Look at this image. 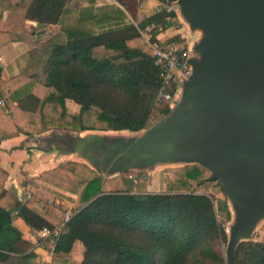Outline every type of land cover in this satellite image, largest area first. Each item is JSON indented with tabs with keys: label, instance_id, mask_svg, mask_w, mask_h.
<instances>
[{
	"label": "trees",
	"instance_id": "trees-1",
	"mask_svg": "<svg viewBox=\"0 0 264 264\" xmlns=\"http://www.w3.org/2000/svg\"><path fill=\"white\" fill-rule=\"evenodd\" d=\"M98 1L0 0V12L9 13L6 22L0 20V47L12 34H25L28 22L60 26L58 37L31 53L27 70L0 76V98L6 101L0 106V141L51 129L138 132L154 111L170 114L171 106L157 102L162 77L151 44L182 42L181 35L157 38L177 23L171 3L139 20L140 0ZM104 27L115 28L100 32ZM149 28L150 42H144L142 32ZM26 89L15 104V94ZM122 175L137 174L129 169ZM8 176L0 167V209L16 212L34 230L56 229L65 220L52 204L70 198L49 186L77 196L55 253L68 255L76 242L85 253L82 262L64 264H264V242L253 239L239 242L229 259L214 198L197 191L213 180L200 164L173 171L165 193H132L105 192L104 174L67 162L43 172L46 186L34 185L25 203L6 188ZM10 253L22 252L16 245L0 250V261Z\"/></svg>",
	"mask_w": 264,
	"mask_h": 264
},
{
	"label": "crops",
	"instance_id": "crops-1",
	"mask_svg": "<svg viewBox=\"0 0 264 264\" xmlns=\"http://www.w3.org/2000/svg\"><path fill=\"white\" fill-rule=\"evenodd\" d=\"M115 0H99L98 5L113 3ZM178 13V17L185 16L183 7L170 0ZM167 0H140L138 8L139 20L151 16L161 7L168 6ZM176 8V9H175ZM8 12H0V20L6 22ZM126 24L117 28H125ZM115 27H104L100 32L108 31ZM27 32L20 36L11 35V41L0 47L1 77L7 79L13 75L27 70L31 65V53L40 48L49 40L60 34L59 25H39L28 22ZM151 29V28H149ZM147 29V30H149ZM113 30V29H112ZM183 29L173 27L161 30L158 39L181 35ZM150 36V35H149ZM148 34L143 35L145 42ZM20 90L14 96L15 104L27 92ZM184 85L180 86L176 93L175 101L169 115L174 120L177 117L190 119L198 113V109L192 106L184 110L185 96L182 92ZM182 91V92H181ZM163 119L161 121H163ZM177 120V119H176ZM160 121V122H161ZM159 122V123H160ZM169 123V122H168ZM153 126L132 132L129 130L104 131L86 129L82 131L51 129L42 133L24 132L18 136L0 141V167L8 172L6 188L15 193L19 201L25 203L30 198L34 185H43L40 176L43 172L53 170L67 162H79L88 165L100 174L106 176L103 191H131L132 193H165L167 191L168 178L172 170L187 164H195L194 161H186L172 158L170 152L166 156L154 159L139 158L136 165L130 168L136 172L135 177H122L129 166L135 160L132 153L134 146L140 139L147 140L152 134ZM110 132L122 133L119 137L110 136ZM142 133V134H141ZM134 134H139L137 137ZM114 137V138H113ZM245 156L252 160L259 171V193L262 202L260 207L251 211L249 218L240 228L236 244L244 240H256L264 242V140L261 145L248 143L244 146ZM135 152V151H134ZM210 177L213 172L210 170ZM141 178H143L141 180ZM217 185L221 188L218 192ZM70 199L57 197L53 200V206L67 211L75 212L77 196L49 186ZM209 192L216 190L215 206L218 221L224 227L228 225L234 232L242 218L251 196V191L246 187L224 185L220 179L208 181L202 186ZM201 192H204L203 190ZM207 192V193H209ZM238 192V193H236ZM74 207V208H73ZM73 209V210H72ZM42 230H34L26 225L16 212L10 214L0 209V250L8 252L16 245L21 249L20 254L10 253L9 257L0 264H64V261L82 262L85 248L81 242H76L68 255L55 253L56 239L53 236L43 238ZM19 237L22 241L19 242ZM232 234H228V246Z\"/></svg>",
	"mask_w": 264,
	"mask_h": 264
},
{
	"label": "water",
	"instance_id": "water-1",
	"mask_svg": "<svg viewBox=\"0 0 264 264\" xmlns=\"http://www.w3.org/2000/svg\"><path fill=\"white\" fill-rule=\"evenodd\" d=\"M173 1L183 7L185 18L208 34L205 60H190L193 74L184 84V110L195 106L198 113L156 124L149 139L134 146L135 160L127 169L139 158L170 152L172 158L211 170L213 180L249 188L252 194L242 218L234 232L230 227V259L241 226L262 204L259 171L246 158L244 146L264 140V0Z\"/></svg>",
	"mask_w": 264,
	"mask_h": 264
},
{
	"label": "built area",
	"instance_id": "built-area-1",
	"mask_svg": "<svg viewBox=\"0 0 264 264\" xmlns=\"http://www.w3.org/2000/svg\"><path fill=\"white\" fill-rule=\"evenodd\" d=\"M145 42H150V39ZM155 56L156 65L161 70L162 85L157 96V102L172 107L179 87L190 81L193 74V64L191 63V47L182 35L181 44L172 42L162 47L158 43L151 44ZM6 101L0 98V106H5ZM52 204V203H51ZM65 220L56 229L44 228L41 231L43 238L53 236L59 238L64 232L66 223L73 217L74 212L67 211ZM225 232L230 234V226L224 227Z\"/></svg>",
	"mask_w": 264,
	"mask_h": 264
},
{
	"label": "rangeland",
	"instance_id": "rangeland-1",
	"mask_svg": "<svg viewBox=\"0 0 264 264\" xmlns=\"http://www.w3.org/2000/svg\"><path fill=\"white\" fill-rule=\"evenodd\" d=\"M169 1L170 0H167L168 3H169ZM172 5H173V3H172ZM170 9L174 10V8H170ZM176 14L178 16L177 12H176ZM175 20L177 23L173 27V30L183 29L182 35H184L186 37V41L189 43V46L191 47V58L196 59L198 62H203L205 60V57H206L205 52L203 50V46L207 41V35H208L207 31L204 29V27L192 23L188 18H185V16L181 17V19H180V17H177V19H175ZM150 31H151V29L143 31L142 35L147 36V34H148V36H149ZM150 38H151V35L149 36L148 39H150ZM143 39H144V37H143ZM182 94H183V96H186L185 86H184V90H183ZM263 112H264V110H263ZM262 114H264V113H262ZM163 118H164V116H162L157 111H154V113L151 116V120H150L149 125L154 127ZM85 120H86L87 124L91 123V117L87 116L85 118ZM121 134L122 133H116V134L111 135V136L119 137ZM138 135L139 134H134L133 136L137 137ZM183 167H184V165L182 167H177L176 169H173L172 172L175 170H180ZM122 177H124V176L122 175ZM216 187H217L218 192H220L221 188L219 187V185H217ZM202 190L204 192H201ZM197 191H198V193H205V194L211 195L214 198V201L216 200V196H217V194H215L216 190H214L213 192H209L208 189H203L202 187H200ZM207 192H209V193H207ZM224 227H228V225H224Z\"/></svg>",
	"mask_w": 264,
	"mask_h": 264
},
{
	"label": "bare ground",
	"instance_id": "bare-ground-1",
	"mask_svg": "<svg viewBox=\"0 0 264 264\" xmlns=\"http://www.w3.org/2000/svg\"><path fill=\"white\" fill-rule=\"evenodd\" d=\"M108 134H110V136H111V135H114V134H116V132H110V133H108Z\"/></svg>",
	"mask_w": 264,
	"mask_h": 264
}]
</instances>
